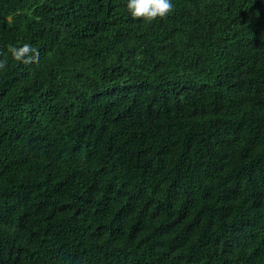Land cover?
<instances>
[{
	"label": "trees",
	"instance_id": "1",
	"mask_svg": "<svg viewBox=\"0 0 264 264\" xmlns=\"http://www.w3.org/2000/svg\"><path fill=\"white\" fill-rule=\"evenodd\" d=\"M171 3L0 0V264H264V0Z\"/></svg>",
	"mask_w": 264,
	"mask_h": 264
},
{
	"label": "clouds",
	"instance_id": "2",
	"mask_svg": "<svg viewBox=\"0 0 264 264\" xmlns=\"http://www.w3.org/2000/svg\"><path fill=\"white\" fill-rule=\"evenodd\" d=\"M127 9L133 19H143L151 22L157 18H164L173 11L174 6L171 0H128ZM11 57L25 65L37 63L39 51L30 44L24 43L22 46H8ZM7 65L6 59H0V69Z\"/></svg>",
	"mask_w": 264,
	"mask_h": 264
}]
</instances>
